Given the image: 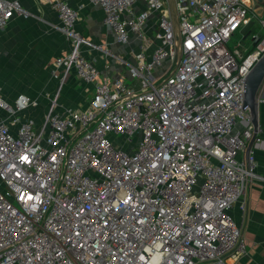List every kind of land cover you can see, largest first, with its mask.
I'll use <instances>...</instances> for the list:
<instances>
[{"label": "built area", "instance_id": "2783aa9c", "mask_svg": "<svg viewBox=\"0 0 264 264\" xmlns=\"http://www.w3.org/2000/svg\"><path fill=\"white\" fill-rule=\"evenodd\" d=\"M41 2L71 39L54 75L62 85L75 70L94 94L59 108L57 93L36 123L22 113L37 98L0 91V264H236L232 208L259 175L243 104L264 54V0H175L178 23L169 0H91L118 42L140 39L133 60L116 55L136 84L87 55L111 52L76 28L78 7ZM17 13L29 11L0 0V29ZM238 30L252 48L228 45Z\"/></svg>", "mask_w": 264, "mask_h": 264}, {"label": "crops", "instance_id": "0c3cea01", "mask_svg": "<svg viewBox=\"0 0 264 264\" xmlns=\"http://www.w3.org/2000/svg\"><path fill=\"white\" fill-rule=\"evenodd\" d=\"M29 11L28 15L15 14L5 28L0 29V90L13 100L21 91L37 97L38 105L27 111L34 112L36 123H40L52 98L58 93L59 108L66 106L84 107L94 94V84L83 81L75 70H71L63 84L54 75L53 58L68 52L71 39L59 29V15L51 5L41 0H18ZM80 9V19L76 28L92 41L110 50L105 54L101 49L87 48L86 53L100 67L102 74L111 77H124L127 82L136 84L135 78L127 76L126 67L117 54L133 60L140 48V39L132 37L129 43L122 44L115 38L113 29L104 21L101 5L91 0H68ZM124 45V46H122ZM52 66V67H51ZM128 67V65H127ZM133 79V80H132ZM18 83V87H15ZM59 91V92H58ZM258 129L248 143L257 161L258 177L248 185L246 202L242 206L235 203L232 214L242 227L244 248L237 256L231 257L236 264H264V84L259 92ZM88 99V100H87ZM40 111V112H39ZM38 113V115H35ZM42 115V116H41ZM249 125L239 122L237 129ZM252 125V123H251Z\"/></svg>", "mask_w": 264, "mask_h": 264}, {"label": "water", "instance_id": "95a60500", "mask_svg": "<svg viewBox=\"0 0 264 264\" xmlns=\"http://www.w3.org/2000/svg\"><path fill=\"white\" fill-rule=\"evenodd\" d=\"M169 5L171 7L173 18L175 22L178 23V18L175 8V0H169ZM258 12L262 13L263 10L258 9ZM251 24L252 22H249L242 29V32H246L247 29L251 26ZM263 84H264V54L249 71V73L245 78V84H244L243 108L248 107L250 109L251 117L249 122L252 123V126L254 128V133H256V130L258 129V125H259V121H258V114H259L258 111H259V101H260L259 92Z\"/></svg>", "mask_w": 264, "mask_h": 264}, {"label": "rangeland", "instance_id": "374dc122", "mask_svg": "<svg viewBox=\"0 0 264 264\" xmlns=\"http://www.w3.org/2000/svg\"><path fill=\"white\" fill-rule=\"evenodd\" d=\"M262 17H264V13H263V15H262ZM257 22H258V20H256ZM89 38V37H88ZM242 41L243 42V45H245V46H247L248 47V49H250V48H252V42H251V38H250V36H247L246 38H244L243 37V33L240 31V30H238L232 37H231V39L228 41V45L231 47V48H234V46L239 42V41ZM94 42V41H93ZM94 43H96V42H94ZM97 44H99V43H97ZM122 46H124V45H122ZM104 47V46H103ZM242 47V46H241ZM105 48V47H104ZM97 49V48H96ZM105 54H108V53H105ZM122 54V53H121ZM118 55V54H117ZM56 58H53V60L51 61V65L53 64V62H54V60H55ZM124 64V67H126V71L125 72H127V76L129 77H131V72H130V69L127 67V64L126 63H123ZM52 67V66H51ZM132 78V77H131ZM133 80V79H132ZM136 82H138L139 80L138 79H134ZM18 87V83H15V87L14 88H17ZM1 91V90H0ZM22 92V91H21ZM24 92H27V91H24ZM29 93V92H28ZM30 94V93H29ZM31 96H33V95H31ZM35 98H37L36 96H35ZM51 99H52V96L50 97ZM51 99H50V102H51ZM88 100V99H87ZM38 103H39V101H38ZM40 112V111H39ZM23 116H24V118H34V112L33 111H27L26 113L23 111ZM35 115H38V113H36ZM43 115V116H42ZM42 119H41V122H42V120H43V117H44V115H45V112H43L42 113ZM111 137L113 136L112 134L110 135ZM3 186V185H2Z\"/></svg>", "mask_w": 264, "mask_h": 264}]
</instances>
